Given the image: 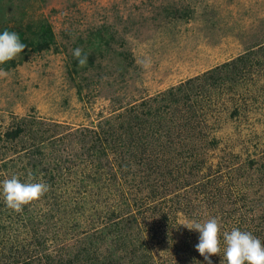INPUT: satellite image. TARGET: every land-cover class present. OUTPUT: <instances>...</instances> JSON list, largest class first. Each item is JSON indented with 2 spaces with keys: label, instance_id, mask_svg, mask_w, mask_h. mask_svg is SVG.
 Listing matches in <instances>:
<instances>
[{
  "label": "rangeland",
  "instance_id": "obj_1",
  "mask_svg": "<svg viewBox=\"0 0 264 264\" xmlns=\"http://www.w3.org/2000/svg\"><path fill=\"white\" fill-rule=\"evenodd\" d=\"M8 17L23 25L42 20L54 43L16 66L0 65L8 73L0 78V183L16 175L50 186L28 205L32 222L20 226L9 224L18 213L6 206L0 188L3 260L21 264L12 262L19 251L9 247L14 239L33 244L38 254L22 264H47L44 253L64 263L88 248L105 255L122 246L117 236L124 235L145 244L149 264H207L195 248L200 233L183 225L217 218L221 251L210 259L222 264L224 232L264 231V0H0V27H12ZM96 29L105 41L89 43L98 40ZM76 48L93 66L70 74ZM244 55L249 63L240 60ZM208 72L223 80L212 83ZM147 109L157 111L163 125L155 148L122 156L101 144L98 135ZM20 124L24 132L8 140L5 133ZM96 138L106 154L89 153ZM33 143L39 151L24 155ZM124 159L129 168L118 165ZM171 166L183 176L166 191L157 181ZM48 172L55 174L52 182L44 178ZM207 177L220 184L196 189ZM220 187L227 205L212 207L208 197ZM77 188L83 201L72 198ZM165 193L186 194L188 205L166 206ZM52 201L61 208L48 218ZM234 202L238 211L230 215L225 208ZM108 213L119 222L116 229L104 226ZM238 215L248 221L237 225ZM37 226L41 246L31 230ZM259 239L264 244V232Z\"/></svg>",
  "mask_w": 264,
  "mask_h": 264
},
{
  "label": "trees",
  "instance_id": "obj_2",
  "mask_svg": "<svg viewBox=\"0 0 264 264\" xmlns=\"http://www.w3.org/2000/svg\"><path fill=\"white\" fill-rule=\"evenodd\" d=\"M10 2H9V4H10ZM11 18L12 17H8V23L10 20H13L12 27L1 24L0 33H2L4 30L14 31V32L18 33L20 36L21 42L25 43L27 45V47L25 48L24 52L18 54V56L16 58H14L13 60L3 64L4 68H8L10 66L11 67L16 66V64L21 62L23 60V58H25V56H27V54L30 52H42V51L48 50L51 47V45L54 43V36L51 32V29L49 28V25L47 23L44 24V22L42 20L37 21V22L36 21L35 22L34 21H28L23 25L21 22V20H22L21 18L20 19H16V18L11 19ZM101 31L102 30H100V29H96V31L93 35L98 40L95 42H91V40H90L89 43L99 44L100 41H105L104 36H103ZM83 54L88 56V54L84 50H83ZM241 59L243 61H246L247 63L250 62V60H249L250 58L248 57V55H244L242 58H240V60ZM90 66H93V61L90 59V56H88L87 66L83 67V68H81L79 66L78 60L73 56L70 58V61L68 64V71L70 74H74V73L77 74L80 70L88 69ZM228 66L224 67L223 65L222 66L220 65L218 68L222 69V68H226ZM234 68H235V65H234ZM214 71H216V70H214ZM208 75L211 77L212 83H215L216 81H218V83H219V81L223 80V79H220V78H222L221 74L213 75L210 72ZM171 100L176 102L178 99L175 96H172ZM148 116H149V119H148ZM144 117L146 118V120H144L145 119ZM153 117H158V118H153ZM159 117H161V116L157 115V111L152 110V109H147L146 111H144L141 114H139V113H133L131 115L129 114V119H127L126 121H123L124 123L122 122L119 125V129L116 130V129L110 127L108 129L107 135H103L102 139H100V136L98 135V138L101 141L102 145L108 144V147H111L112 150L118 149V151L121 152L122 156L126 155V154H135L134 152H136L138 150L141 151V153H142V151L144 152L145 150H147L150 147L155 148L157 141L161 140V136L163 135L164 131L162 129L163 125L160 124ZM145 123H146V125H145ZM22 132H24V128L20 124V125H17L16 127L12 128V129H8V131L5 133V135L8 138V140H14ZM165 134H169V133L166 132ZM95 140H96L95 144H91L90 146H88L89 147L88 148L89 153L91 155H93L95 153L97 155L106 154V152L99 150L100 144H98L99 142H98L97 138ZM33 145H35V146L26 147V150L23 151L24 155L28 154L29 156L32 157L36 154V152L39 151V146H37L36 143H33ZM163 146H164V143H163ZM20 152H22V151L21 150L16 151L15 154H20ZM23 156L18 157L19 162L23 158ZM10 160H12L13 162L15 161V159H10ZM194 160H191L192 163L193 162L195 163ZM124 161H126V162H124ZM124 161L123 160L119 161L118 165L119 166L122 165L123 167L129 168L132 163L129 162L128 159L127 160L124 159ZM181 161L182 160H180V162ZM192 163H190V165H188V166L193 167ZM13 166H14V163H13ZM182 166H183V164L178 166V167L182 168ZM157 168L159 169L160 167L158 166ZM150 170H153L151 164H150ZM178 171L175 173V167L172 168V166H171V167L167 168V170L165 171L166 173L160 174L161 175V177L159 178L160 180L157 181V184L160 183V185H159L160 188L166 189V191H167L168 190L167 184H171V182L174 179H176L178 181L180 177L182 178L183 175L177 176L179 174ZM126 173L128 175L131 172L127 171ZM43 175H44V178H46V180H48L50 182H52L54 180V177H55V174H52L49 172L47 174H43ZM148 175H149V173H148ZM217 178L218 177H216L215 179H212V177H207V178H205V179L203 178L202 180H199V181L197 180L196 189L202 188L203 187L202 185H205V184H209L210 188H213V184L218 186V184H220V179H217ZM81 184H84L83 178L81 180ZM219 189H221V190L218 193H213L211 191L210 197H208L209 198L208 203H211L212 207H214L215 204H218L220 206V208H224L225 205H227V203L224 202V198H222V197L226 193L224 192L223 187H220ZM156 191L158 192L159 190H156ZM156 191H153V193L155 194ZM74 192L78 193L79 195L76 194L77 197L72 196V198H74V199L78 198V199H81L80 201H83L84 194H82V191L81 190L79 191V188H77V189H74ZM165 195H167V198L164 196V194L162 195V197H163V200L165 201L166 206H168L169 204L172 203V205L174 206V209H177L178 206L181 207V205L183 206L184 204L188 205V203H186V201L183 203V198H182L183 196L188 197L186 194L180 195L178 193H173V195L171 197H168L169 193H165ZM227 198H229V197H227ZM217 200L219 201V203L217 202ZM235 200H238V199L235 197L234 201ZM159 201H160V199H158V205H159ZM78 202H76V203L79 204ZM64 203H65V201H64ZM51 204H52V206L50 205L51 211H49L47 213L48 218H50V217L52 218L53 215L51 214V212L54 211L56 205H57L56 209L60 210V208H61V207H59V203H57V201H52ZM158 205H155V207ZM63 207L65 208V207H67V205L63 204ZM236 207H237V205H235V202H234L231 207H229V208L226 207L225 209H227V212L230 215H232V214L234 215L238 211V209ZM33 215L34 214L32 213V211H30L28 205H25L23 212L18 213L16 215L17 218L16 219L13 218V221H10L9 224L13 223L14 225L17 224L18 226H20V225H22V224H20V222H22V221H24V224H26L28 221H30L29 223H31L33 220V219L31 220V216H33ZM234 219L238 222L237 225H239L240 223L243 224L246 221H248V218L245 215H238ZM118 223L119 222H115L114 217H112L108 213L107 221H105L104 226H107L109 230H112L113 228L116 229L118 227ZM29 227H32V225H29ZM31 230L34 231V234H35L34 243H37L36 245H40V246H41V244H44V242H42L43 241L42 236L39 233V226L33 227V229H31ZM117 230H120V229H117ZM263 232L264 231L262 229L261 230L255 229V231H252L251 233L255 237L260 238V236L263 235ZM117 241H118V243L117 242L116 243L118 245H121L122 243L123 244L121 247L116 248L115 249L116 251L112 250L105 255H98V253L94 250V248H88L87 250L83 249V250H80V251L76 252L75 254H73L71 256L72 258L69 259V262L67 261L66 263H64L66 260L65 258H64L65 260L61 259L60 257L58 259H56L57 258L56 256H55L56 258H54V257H52V255H49L48 253H44L43 255L45 256V258L47 260V264H75V262H79V260L82 262V264H149V257L144 252V250H142L143 247H145L144 246L145 244H143V243L137 244V243L133 242L132 239H129V241H127L126 236H124V235L123 236H117ZM9 247H10V249L15 248L16 250L17 249L19 250L16 253H14L13 256L11 257L13 259L12 262H14V263H18V262L21 264L22 263H29L32 258H35V256H38V254H33V252H32V250L34 251V247H35L33 244H29L26 246L23 243V244L19 245L15 242V239H14L13 243ZM89 247H91V245ZM139 247H141V248L139 249ZM119 250H120V252L118 253ZM17 253H19V255ZM34 253H36V251H34ZM60 255L63 256V255H66V253H63V251L61 250ZM81 256H83V259L81 258ZM101 256H103L102 259H101ZM0 258H1L0 264H2V263L8 264L7 263L8 261L3 260L5 257L4 258L0 257ZM9 258L10 257H8V259ZM113 258H115L114 261H113Z\"/></svg>",
  "mask_w": 264,
  "mask_h": 264
},
{
  "label": "clouds",
  "instance_id": "obj_3",
  "mask_svg": "<svg viewBox=\"0 0 264 264\" xmlns=\"http://www.w3.org/2000/svg\"><path fill=\"white\" fill-rule=\"evenodd\" d=\"M27 45L21 42L20 36L14 31L4 30L0 33V65H3L24 52ZM73 56L78 60L81 68L88 64V56L83 54L81 48L73 50ZM8 73L0 69V78ZM29 181L35 178L31 172L28 174ZM2 195L6 206L17 213L23 212L24 206L39 200L48 191L50 186L43 182H21L18 176L13 175L0 183ZM183 226L189 230L200 233L199 242L195 245L196 250L205 258L207 264H212L210 257L220 254V224L217 218H211L206 222L189 221ZM226 241L224 259L227 264H264V244L251 232L233 228L230 232L223 233ZM222 261V264H223Z\"/></svg>",
  "mask_w": 264,
  "mask_h": 264
}]
</instances>
